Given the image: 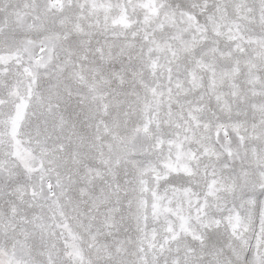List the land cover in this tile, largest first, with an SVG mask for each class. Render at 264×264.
I'll return each instance as SVG.
<instances>
[{"label":"clouds","instance_id":"obj_1","mask_svg":"<svg viewBox=\"0 0 264 264\" xmlns=\"http://www.w3.org/2000/svg\"><path fill=\"white\" fill-rule=\"evenodd\" d=\"M262 229L264 0H0V264H264Z\"/></svg>","mask_w":264,"mask_h":264},{"label":"snow or ice","instance_id":"obj_2","mask_svg":"<svg viewBox=\"0 0 264 264\" xmlns=\"http://www.w3.org/2000/svg\"><path fill=\"white\" fill-rule=\"evenodd\" d=\"M48 186L51 187V184H49ZM262 230H264V229H262ZM77 255H78V254H77Z\"/></svg>","mask_w":264,"mask_h":264}]
</instances>
